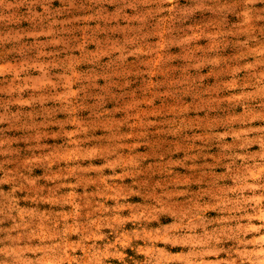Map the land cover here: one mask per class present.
<instances>
[{
	"label": "rangeland",
	"instance_id": "374dc122",
	"mask_svg": "<svg viewBox=\"0 0 264 264\" xmlns=\"http://www.w3.org/2000/svg\"><path fill=\"white\" fill-rule=\"evenodd\" d=\"M0 264H264V0H0Z\"/></svg>",
	"mask_w": 264,
	"mask_h": 264
}]
</instances>
